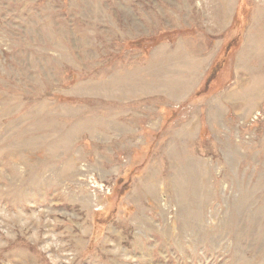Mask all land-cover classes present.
<instances>
[{
	"label": "rangeland",
	"instance_id": "1",
	"mask_svg": "<svg viewBox=\"0 0 264 264\" xmlns=\"http://www.w3.org/2000/svg\"><path fill=\"white\" fill-rule=\"evenodd\" d=\"M0 264H264V0H0Z\"/></svg>",
	"mask_w": 264,
	"mask_h": 264
}]
</instances>
